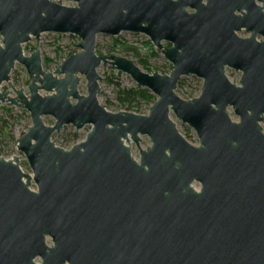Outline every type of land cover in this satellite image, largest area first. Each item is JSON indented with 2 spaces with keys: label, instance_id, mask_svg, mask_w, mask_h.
<instances>
[{
  "label": "water",
  "instance_id": "1",
  "mask_svg": "<svg viewBox=\"0 0 264 264\" xmlns=\"http://www.w3.org/2000/svg\"><path fill=\"white\" fill-rule=\"evenodd\" d=\"M72 1L0 0V105L30 115L16 145L32 171L0 154V264H264V0ZM44 33L80 51L49 72L22 49ZM122 33L147 37L170 73L95 52L97 35ZM15 64L28 96L9 81ZM101 64L156 97L148 113L103 105ZM185 76L202 80L198 96L176 90ZM68 125L91 129L55 145Z\"/></svg>",
  "mask_w": 264,
  "mask_h": 264
},
{
  "label": "rangeland",
  "instance_id": "2",
  "mask_svg": "<svg viewBox=\"0 0 264 264\" xmlns=\"http://www.w3.org/2000/svg\"><path fill=\"white\" fill-rule=\"evenodd\" d=\"M61 2H73L72 0H60ZM238 34H247L244 31ZM113 40H117V46H114ZM80 42V39L76 36L69 34H55L44 33L40 37L31 38V40L22 46L23 55L29 56L32 51L38 50L41 56L42 68L52 72L54 68L62 61L63 58L68 57L80 51L75 45ZM148 38L141 34L122 33L117 37H109L106 35H97V41L95 46V52L109 53V54H121L125 55L140 66L144 67L148 71H165L170 73L171 64L164 58L162 53L153 47ZM164 48H168V44L162 43ZM121 48H137V53H121ZM100 73V94L98 99L109 111H138L148 113L151 104L139 103L133 104L128 107L127 105H121L116 98L117 85L120 88L125 89H137L139 88L136 83L126 74L118 71H111L108 66L100 65L98 67ZM233 81L235 82L240 77V72L227 69ZM9 81L15 89H19L23 85L26 96H28L27 84L29 82L28 75L23 66L15 64L13 70L9 75ZM202 86V80L194 76L182 77L176 88L185 98L189 99L199 95ZM2 88L8 89L7 84L3 83ZM78 89L86 91V80L84 77L80 78ZM44 94H47L44 92ZM14 95V94H11ZM155 97V96H154ZM156 99V97H155ZM230 113L233 114L231 108H228ZM170 116L182 130L187 139L198 145V139L195 132L187 125L182 124L173 113ZM43 122L51 125L54 124V119L51 117H43ZM31 123L30 115L25 110L10 106L8 104L0 105V154L13 159L16 154L21 167V171L24 174L29 175L32 178V171L26 161L25 156L18 151L16 141L18 136H22L26 133ZM263 125L264 133V121ZM91 126L86 125L80 130H75L71 125L64 126L59 133H54L52 136L56 140L55 145H61L71 147L81 141H83L90 131ZM140 144L144 147L150 143L146 136H142ZM131 149L139 158L138 149L135 144L131 142ZM141 149V148H140ZM30 188L36 189L34 182L30 181ZM196 188L199 185L196 184Z\"/></svg>",
  "mask_w": 264,
  "mask_h": 264
},
{
  "label": "trees",
  "instance_id": "3",
  "mask_svg": "<svg viewBox=\"0 0 264 264\" xmlns=\"http://www.w3.org/2000/svg\"><path fill=\"white\" fill-rule=\"evenodd\" d=\"M114 46H117V40H113ZM149 44V42H147ZM144 67L147 66L144 64ZM116 98L121 105H127L128 107L132 106L133 104L138 105L139 103H147L153 104L155 102V97L146 89H125L120 88L117 85L116 89Z\"/></svg>",
  "mask_w": 264,
  "mask_h": 264
},
{
  "label": "flooded vegetation",
  "instance_id": "4",
  "mask_svg": "<svg viewBox=\"0 0 264 264\" xmlns=\"http://www.w3.org/2000/svg\"><path fill=\"white\" fill-rule=\"evenodd\" d=\"M167 44V43H166ZM154 47V46H153ZM170 47V45L168 44V48ZM155 48V47H154ZM29 83V82H28ZM7 84V83H6ZM8 87V86H7ZM27 88H28V84H27ZM9 89V88H8ZM20 89V88H19ZM6 92V91H5Z\"/></svg>",
  "mask_w": 264,
  "mask_h": 264
}]
</instances>
